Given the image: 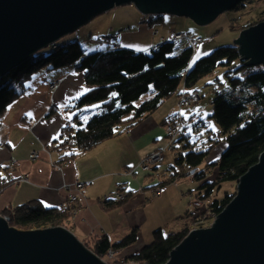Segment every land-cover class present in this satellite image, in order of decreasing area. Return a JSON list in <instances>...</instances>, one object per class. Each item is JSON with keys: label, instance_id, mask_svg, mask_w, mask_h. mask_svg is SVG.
Returning <instances> with one entry per match:
<instances>
[{"label": "trees", "instance_id": "1", "mask_svg": "<svg viewBox=\"0 0 264 264\" xmlns=\"http://www.w3.org/2000/svg\"><path fill=\"white\" fill-rule=\"evenodd\" d=\"M241 2L233 10L242 6ZM161 18L160 15H154L153 20L158 21ZM53 45L54 47L51 45L37 50L0 75V125L8 106L25 93L28 80L38 71L71 67L82 72L84 82L90 89L75 100V108L99 103V111L86 119L82 118L83 120L76 114L73 126L63 127L59 137L46 148L48 151L56 150L60 153L66 151L67 153L60 159L63 165L71 162L76 155L90 151L98 144L111 139L117 134L120 126L134 125L156 111L164 101L177 94L180 86L188 90L219 65L226 67L224 75L228 85L211 101L210 118L219 127L218 131L205 129L211 136H207L205 141L204 145H207V148L199 151L188 141L190 135H183L182 131L185 129L183 127L173 141L170 152L177 149L176 143H181L182 151L177 154L175 152L172 163L160 175L161 180L157 186H166L181 180L188 171L197 168L198 173L193 179L197 181L203 180L216 169L213 180L203 181L199 185L196 194L198 198L209 199L214 190L220 189L224 182L232 183L235 190L230 194L225 193L222 200L209 201L204 210L195 205L194 210L185 216L187 224L184 229L169 235L155 230L150 244L143 246L130 257L108 262V264L166 263L170 252L182 243L190 232V225L196 219L204 216L207 210L219 215L225 209L235 196L238 181L255 166L264 152V65L247 66L245 60L238 55V47L234 45L218 47L208 55L198 58L191 67L189 63L194 50L186 46L175 54V43L170 41L161 44L154 51L150 50L151 52L142 53L123 47H113L90 55L84 54L78 41ZM150 89L153 96L136 104L135 102ZM113 93L116 95L113 96ZM175 116L165 119L162 125ZM221 139L226 148L219 157L208 162L209 154ZM202 164L204 167L200 169ZM158 167H154L153 171H157ZM6 170L7 168L0 167V194L13 183L1 175ZM127 195L129 196L128 193ZM76 202L70 203L66 200L63 206L48 208L33 200L17 207L6 208L0 215L9 218V227L22 230L67 227L66 223L79 209ZM101 203L106 211L119 204L110 201ZM138 234V230L133 229L129 235L115 243L109 242L105 235L91 236L80 242L98 258L106 259L110 249L114 253H121L130 248L136 242Z\"/></svg>", "mask_w": 264, "mask_h": 264}, {"label": "crops", "instance_id": "2", "mask_svg": "<svg viewBox=\"0 0 264 264\" xmlns=\"http://www.w3.org/2000/svg\"><path fill=\"white\" fill-rule=\"evenodd\" d=\"M144 17L131 7L111 11L94 20L90 28L96 32L97 39L111 34L119 37L111 45L99 41L87 44L84 53L109 50L114 45L136 52H151L154 45L171 34H193L196 31L189 18L176 19V16L164 15L156 21L153 20L154 15ZM151 20L153 22L149 23ZM70 39L56 44L82 41ZM203 44L206 42L195 48L196 56L208 53ZM52 84L54 89L50 88ZM182 87L147 117L134 125L120 126L111 139L76 155L63 165L60 159L67 152L48 151L46 148L59 137L63 127L73 126L76 114L66 112V107L90 88L86 86L82 72L71 67L38 71L28 80L25 93L8 106L1 119L0 167L7 168L1 175L13 183L0 194V212L33 200L48 208L63 206L69 194L64 187L69 186L72 189L70 193L77 197L79 209L66 225L77 240L105 235L109 242L115 243L129 235L131 230H138L136 242L116 253L115 259L130 257L150 244L155 230L169 235L184 229L187 224L185 216L192 211L191 200L188 199V196H194L193 184L189 183L192 181L182 178L166 185L167 190L160 196L152 197V190L158 188L160 182L156 178H160L161 167L165 166L170 152L165 153L157 171L147 173L136 169L148 154L167 147L162 122L177 115ZM94 106L89 112L99 109ZM186 111H180L185 114L184 118L188 117L185 129L190 127L196 115L188 109ZM183 135H186L185 131ZM34 152L39 155L38 159L33 158ZM214 159L210 155L207 161ZM128 168H135V174L125 175ZM76 183H81L83 188L74 190ZM118 189L129 196L106 211L101 202L116 203L108 199Z\"/></svg>", "mask_w": 264, "mask_h": 264}, {"label": "water", "instance_id": "3", "mask_svg": "<svg viewBox=\"0 0 264 264\" xmlns=\"http://www.w3.org/2000/svg\"><path fill=\"white\" fill-rule=\"evenodd\" d=\"M243 0H0V75L113 7L189 18L206 26ZM246 65H264V20L233 41ZM232 201L189 233L164 264H264V152L236 184ZM0 264H105L62 226L18 230L0 218Z\"/></svg>", "mask_w": 264, "mask_h": 264}, {"label": "rangeland", "instance_id": "4", "mask_svg": "<svg viewBox=\"0 0 264 264\" xmlns=\"http://www.w3.org/2000/svg\"><path fill=\"white\" fill-rule=\"evenodd\" d=\"M241 5L242 6H239L237 10H229L227 12H223L219 14L214 21L208 23L206 26H198L197 24L195 25V23L191 19H189L190 22H192L195 25L194 28H196L195 29L196 31L193 34L189 32H186V33H189L194 37H199L203 41H205L206 44H203L202 47L208 50V53L214 51L215 49H218V47L234 45L233 41L234 40L236 41L238 39L240 30L249 27V25L251 24L258 23V22L260 23L261 19H264V0H243V2H241ZM131 7L132 9H135L133 4L113 7L112 9H110V11H107L101 14L99 17L90 20L88 24H85L79 27V29L73 32H70L67 35L59 38L58 41H56L55 43H58L59 41L67 40L70 38H71L70 40H80V41L82 40L79 44L82 45V48L85 52L87 44L98 42V39L96 38L97 37L96 32L92 31L90 28L94 20L100 19L102 16H104L105 14H109L111 11H115V10L121 11V9L131 8ZM135 10L138 12L137 9ZM139 14L141 15V13ZM143 16L145 17L147 16V18H149L151 15H143ZM175 18L183 19V18H178V17H175ZM185 48H186V44L184 42H175V45H174L175 54L181 52ZM208 53L202 56H198V55L196 56V54H194L189 65H193L197 61L198 58L206 56L208 55ZM90 54H85V55H90ZM225 72H226V67L223 65H219L218 67L214 69L212 73L198 80V83L194 87L190 88V90L197 92L201 98L199 99V102L194 103L191 106H189V108H187L188 111L190 110L196 113V115L193 117V123H190L191 121L189 120L190 127H186V129H184L182 133L184 134V131H185L186 135L187 134L190 135V138H188V141L193 143V145L195 146V149L199 151L207 148V145H204V144L206 143L205 141L207 139V136H211V134L207 133L206 130H210V131L212 130L216 132L219 129V127L214 122V120L210 118L212 114L211 112L212 102L211 101L213 100L215 95L220 92V90L221 91L224 90L228 85L227 80L224 75ZM152 96H153L152 90L150 89L148 92H146L145 95L140 97V99H138L135 103L140 104L141 102L145 101L146 99ZM76 99L72 100L67 105L66 112H71V113L74 112V114H77L78 117L82 119L83 117L87 118L99 111L97 109L96 111L93 110L92 112H89V110L94 105L95 106L99 105V103H93L91 105L82 106L81 108H75L74 102ZM183 111H186V109H184ZM200 112L203 113L204 117L199 119L197 116H199ZM200 121L201 123H199ZM180 144L181 143H176L175 146L177 147V149L174 152H170V154L167 155L168 159L166 163L164 164L165 166L161 167V169L163 170V171L161 170L162 173L167 169L166 168L167 165H170V163H172L175 152L177 154V153H180V151H182ZM225 148H226V144L221 139V141L217 143L216 147L212 149L209 155H211L212 158L213 157L216 158L220 156V154L223 152ZM165 153L167 154L168 152H165ZM214 155H217V156H214ZM203 167L204 166L202 164L200 169H202ZM215 172H216V169H213V171L207 174L205 176L206 178H204L203 180H200V181L192 180V182H189L191 185L193 184V190H194L193 198L188 196V199L191 200L190 207L192 210H194L195 203L198 201V196H196V194L198 193L199 185L203 183V181L213 180V178L215 177ZM184 178L188 180L186 177V174ZM156 180L159 182L161 178L160 179L156 178ZM234 190H235V186H233L232 183L224 182L220 185V189L214 190V192L210 195L208 200L209 201L222 200L224 198L225 193L230 194ZM2 216H5V215L3 214L0 215V218ZM198 220H201L202 224L197 225L196 230L209 227L214 222L205 216H202ZM7 224L9 226V223ZM192 226L193 224H191L189 228L192 229ZM47 228H50V227H47ZM64 228H67V227H64ZM16 229L21 230V231L25 230V229L22 230L19 228H16ZM29 230L35 231V228L29 229Z\"/></svg>", "mask_w": 264, "mask_h": 264}, {"label": "built area", "instance_id": "5", "mask_svg": "<svg viewBox=\"0 0 264 264\" xmlns=\"http://www.w3.org/2000/svg\"><path fill=\"white\" fill-rule=\"evenodd\" d=\"M109 37H105L102 36L101 38H99V42H104L107 44H110L111 41H116L119 37L118 34H111L108 35ZM166 41H170L172 43L175 42H184L186 44V46L190 47L191 49L195 50V48L197 47V45L201 44L203 42V40L199 37H194L192 35H190L189 33H175V34H171L169 35L165 40H162L161 43L154 45V47L151 49L152 51L156 50L161 44H164ZM111 45V44H110ZM52 47H54V45L52 44ZM114 47H117L116 45H114ZM51 89L55 88V85H50ZM200 99V95L195 92V91H188L184 86L182 87L180 94H179V98H178V113L174 118H171V120H169L167 123L164 124V128H165V136L167 138V140H169L167 147H165L164 149H159L158 151H155L151 154H148V156L144 157L143 159H141V161L138 163V166L136 169H141L144 172H151L154 170V167L159 166V164L163 161V159L165 158V152H170L171 148H172V143L173 141L179 136L180 131L183 129V127L186 125V120L184 118V116L180 115V111L189 108V106H191L194 103L199 102ZM199 119L203 117V113L200 112L199 116H197ZM33 158L38 159L39 155L34 152L33 153ZM135 168H128V170L124 171L125 175H134ZM198 173V169L197 168H192V170L188 171L186 173V177L189 181H192L195 177V175ZM83 188V185L81 183H76L74 186V190L79 191ZM71 188L69 186H65L64 187V191H66L68 194L67 200H69L70 203H74L77 200L76 195L71 194ZM166 187L165 186H160L158 188H154L152 190V197H158L160 196L162 193H164L166 191ZM128 197L127 193L124 191H119L116 192L114 195L109 196V199H113L114 201L118 202V201H122L125 200ZM209 203L208 199H201L198 198V201L195 203V205L197 207H199V209L201 208L202 210L206 209L207 204ZM205 217H208V219H210L211 221L215 222V218L216 215L215 213L211 212L210 210H207V212L204 214ZM1 218H4V220L8 223L9 222V218L2 216ZM199 219V218H198ZM196 220L193 223L192 229H190L189 233L193 232L194 230H196V226L202 224L201 220ZM213 222V223H214ZM212 223V224H213ZM188 233V234H189ZM107 258H99L101 259L105 264H108V262L110 260H115L116 257V253L113 252V250L110 249V251H108L107 253Z\"/></svg>", "mask_w": 264, "mask_h": 264}, {"label": "snow or ice", "instance_id": "6", "mask_svg": "<svg viewBox=\"0 0 264 264\" xmlns=\"http://www.w3.org/2000/svg\"><path fill=\"white\" fill-rule=\"evenodd\" d=\"M193 62H194V61H193ZM189 67H191V65H189ZM81 94H83V93H81ZM115 95H116V94L113 93V96H115ZM94 107H99V105H96V106H94ZM180 115L184 116L185 114H184L183 112H181ZM187 118H188V117L185 116V119H187ZM54 138H56V137H54Z\"/></svg>", "mask_w": 264, "mask_h": 264}, {"label": "bare ground", "instance_id": "7", "mask_svg": "<svg viewBox=\"0 0 264 264\" xmlns=\"http://www.w3.org/2000/svg\"><path fill=\"white\" fill-rule=\"evenodd\" d=\"M105 37H109L108 35H105ZM98 41H99V39H98ZM115 43V41H111V43L110 44H114ZM117 46V45H116ZM114 47V46H113ZM118 47V46H117Z\"/></svg>", "mask_w": 264, "mask_h": 264}]
</instances>
